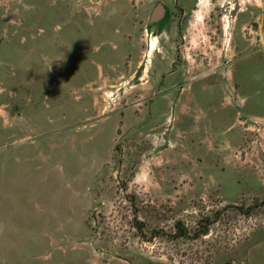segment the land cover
<instances>
[{
  "label": "rangeland",
  "instance_id": "rangeland-1",
  "mask_svg": "<svg viewBox=\"0 0 264 264\" xmlns=\"http://www.w3.org/2000/svg\"><path fill=\"white\" fill-rule=\"evenodd\" d=\"M0 264H264V0H0Z\"/></svg>",
  "mask_w": 264,
  "mask_h": 264
}]
</instances>
